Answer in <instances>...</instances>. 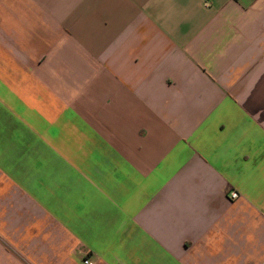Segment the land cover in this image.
<instances>
[{
    "label": "crops",
    "instance_id": "crops-1",
    "mask_svg": "<svg viewBox=\"0 0 264 264\" xmlns=\"http://www.w3.org/2000/svg\"><path fill=\"white\" fill-rule=\"evenodd\" d=\"M85 259L264 264V0H0V264Z\"/></svg>",
    "mask_w": 264,
    "mask_h": 264
},
{
    "label": "built area",
    "instance_id": "built-area-1",
    "mask_svg": "<svg viewBox=\"0 0 264 264\" xmlns=\"http://www.w3.org/2000/svg\"><path fill=\"white\" fill-rule=\"evenodd\" d=\"M230 196H231L232 198H235V197L237 196V193H236V192H232V193L230 194ZM84 263H85V264H94L92 261H90V260H88V259H85V260H84Z\"/></svg>",
    "mask_w": 264,
    "mask_h": 264
}]
</instances>
